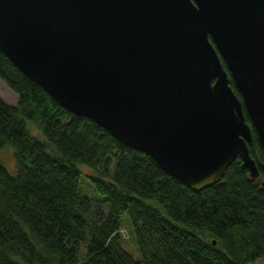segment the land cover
Wrapping results in <instances>:
<instances>
[{
	"label": "water",
	"instance_id": "95a60500",
	"mask_svg": "<svg viewBox=\"0 0 264 264\" xmlns=\"http://www.w3.org/2000/svg\"><path fill=\"white\" fill-rule=\"evenodd\" d=\"M0 52L190 190L236 157L258 175L264 0H0Z\"/></svg>",
	"mask_w": 264,
	"mask_h": 264
},
{
	"label": "trees",
	"instance_id": "16d2710c",
	"mask_svg": "<svg viewBox=\"0 0 264 264\" xmlns=\"http://www.w3.org/2000/svg\"><path fill=\"white\" fill-rule=\"evenodd\" d=\"M0 80L16 94L14 105L0 97V148L12 146L16 163L14 174L0 163V264H246L264 257V152L252 128L247 145L257 177L236 157L218 181L190 190L142 151L61 107L2 52ZM79 164L94 169L88 178L101 200L79 192ZM123 213L138 258L119 241Z\"/></svg>",
	"mask_w": 264,
	"mask_h": 264
},
{
	"label": "rangeland",
	"instance_id": "374dc122",
	"mask_svg": "<svg viewBox=\"0 0 264 264\" xmlns=\"http://www.w3.org/2000/svg\"><path fill=\"white\" fill-rule=\"evenodd\" d=\"M0 97L7 102L8 104L14 105L16 102V94L8 88L1 80H0ZM25 126L28 132L42 140L46 141L45 137L43 136L40 128L31 120L24 119ZM0 163L3 167L11 174L16 172V163L13 155V148L10 145H4L0 148ZM82 176H80L78 181V190L79 192L90 198L91 200H101L102 196L97 192L94 188L93 184L89 181L88 176L94 173V169L82 164L78 165ZM120 243L122 247L129 251L134 258L139 257V252L137 249L136 241L134 238V231L131 226L129 217L126 213L121 214L120 216ZM85 249L84 244L80 243L79 254L78 257L82 258L84 256ZM246 264H264V257H258L253 261H250Z\"/></svg>",
	"mask_w": 264,
	"mask_h": 264
}]
</instances>
